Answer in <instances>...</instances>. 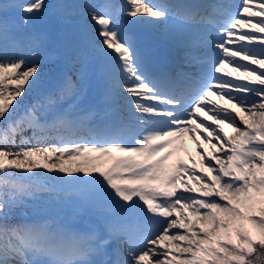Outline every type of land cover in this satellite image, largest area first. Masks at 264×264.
<instances>
[{"label":"snow or ice","instance_id":"6c2138e0","mask_svg":"<svg viewBox=\"0 0 264 264\" xmlns=\"http://www.w3.org/2000/svg\"><path fill=\"white\" fill-rule=\"evenodd\" d=\"M49 7L0 0V264H264V0H240L235 11L89 5L79 27L104 84L99 101L88 98L87 60L48 86L42 65L57 59L54 38L17 36ZM174 27L196 31L178 45V66L164 67L137 30L167 37ZM226 65L240 75H217ZM186 135L199 174L193 156L192 167L181 158ZM50 182L87 193L70 221L26 203L39 198L31 185Z\"/></svg>","mask_w":264,"mask_h":264},{"label":"rangeland","instance_id":"374dc122","mask_svg":"<svg viewBox=\"0 0 264 264\" xmlns=\"http://www.w3.org/2000/svg\"><path fill=\"white\" fill-rule=\"evenodd\" d=\"M92 5L95 3L98 5L100 0H88ZM98 1V2H97ZM48 5L50 6L51 10L49 14H44L38 21L33 22L30 24L28 28L22 27L20 28V35L27 36L25 31H31L32 33L36 32H49L54 29L53 24L51 21L57 23V29L55 35L52 36L57 44V49L63 57L62 60H55L47 64V66L42 65L43 71L45 73L44 79L48 86H52L54 81L57 79V74L65 67L75 66L76 68L80 67V63L77 62V57L79 56L81 60H89L92 57L91 54L87 52H91L90 48L87 45L88 37L86 34L82 33L79 27V22L83 19L84 15L80 12V8L74 10L77 6H71L70 0H47ZM59 5L60 7H53ZM52 13H55L54 15ZM70 15L67 17L66 15ZM15 18V17H14ZM68 23L73 26L76 32H78L77 36H73L74 32L68 27ZM52 35V34H51ZM260 35V34H257ZM18 36V35H17ZM71 40L75 41L78 40V43H82L81 45L83 48H78ZM242 43H247L243 41ZM14 58V57H13ZM242 63H247L246 61H242ZM232 68L231 66H228ZM254 67V66H252ZM223 72L232 73L231 79H235L237 76L240 75L239 72L231 71V69L225 70ZM240 83H247L246 79H241ZM37 96V90L33 89L30 92H26L25 96L20 98L24 103H31ZM216 98V97H215ZM226 107H231L230 105H225ZM238 120V118H237ZM242 127V125H241ZM226 130H230V128L225 127ZM211 139V137H209ZM201 141V139H198ZM215 142V141H213ZM207 145V144H206ZM210 148V147H208ZM197 149L194 151L196 154L197 165L195 166L198 174L200 172V165H199V156L197 155ZM222 154V153H221ZM219 155V153H218ZM214 163V162H213ZM68 165H65L67 167ZM106 166V164L104 165ZM40 171H44L41 169ZM47 175V173H45ZM64 175V174H59ZM190 186H192L193 182H189ZM77 186L74 185H66L61 184L59 182H50L48 183V190L47 191H38L37 186L35 184L29 187V191L36 193L39 197L36 200L27 199L26 203L38 207L45 213L48 217L58 221H70L74 217V213L68 211V207L71 205L81 206L85 202V198L87 196L86 192L80 191L81 193H76L74 188ZM56 209V210H54ZM61 211V212H60ZM203 211V210H202ZM55 212L53 215L51 213ZM20 217L18 216L16 220L18 221ZM15 222V221H14Z\"/></svg>","mask_w":264,"mask_h":264},{"label":"bare ground","instance_id":"6f19581e","mask_svg":"<svg viewBox=\"0 0 264 264\" xmlns=\"http://www.w3.org/2000/svg\"><path fill=\"white\" fill-rule=\"evenodd\" d=\"M4 2L6 3V4H11V2H12V0H4ZM71 6H74V5H76L77 7L74 9V10H76V9H81V12L80 13H83V15L85 16L86 15V9L88 8V6L90 5V3L88 2V1H86V0H70V3H69ZM14 17H12V16H10L9 17V23L11 24V22L13 21V20H15L17 23H19V14H15V15H13ZM67 17H70V15H66ZM22 27V26H21ZM20 27V28H21ZM68 27H69V29H71L72 30V32H74V34H72L73 36H77L78 35V32H76L75 31V29L73 28V26L72 25H70V23H68ZM246 30V29H245ZM27 34L26 35H30V34H32V32L31 31H25ZM147 33V32H146ZM193 33H195V31H192V32H190V33H183L182 31H180V30H178V29H176L175 27L169 32V35L167 36V37H164V36H160L159 34H155V35H153V34H150V33H147V36L148 37H151V38H155L157 41H159V43L160 44H162V45H164V44H168V45H171L172 47H174L175 48V50L178 52V57H179V60H180V55H181V53H183V51H182V49H181V47H179L178 45L180 44V42L182 41V40H184V39H186V38H188V36L189 35H192ZM17 35L18 36H21L20 35V33L18 32L17 33ZM229 47H231V45L229 46ZM10 58H13V57H10ZM15 58V57H14ZM13 58V59H14ZM237 59H239V58H237ZM227 69H231V71L233 72V69L232 68H230V67H228L227 65L225 66ZM255 67V66H254ZM224 70H225V68H224ZM223 73L224 72H222V73H220V74H217V75H221V76H223ZM227 73H229V72H227ZM95 75L97 76V78H96V83H101V80H99V77H98V73H97V71L95 72ZM231 76H232V73H231ZM231 76L230 77H224V78H227V79H231ZM232 78H233V76H232ZM239 82V81H238ZM55 83H56V80L54 81V83H53V87L55 86ZM103 84V83H102ZM95 89H96V87H95ZM211 99L212 100H214L217 104H224V102L223 101H220V100H215V99H213L212 97H211ZM236 111H238V109L236 110ZM241 116L242 115H244L243 113H241L240 114ZM201 117H203V113L201 114ZM238 122H239V117H238ZM210 123V122H209ZM224 131L225 132H227V133H229V134H232V130L230 129V130H226V128H224ZM200 132H201V130H197V133H196V138H198V139H200ZM185 141L187 142L186 143V149H185V151L184 152H182L180 155H181V158L184 160V162H185V164H187L189 167H192V165H191V161L188 159V155L190 154L191 156H193L195 159H196V154L194 153V151L196 150V145H195V143H193L190 139H188V137H187V135L185 136ZM208 147H210V145H206V144H204V149L203 150H205V151H211V148H208ZM217 155H218V153H217ZM219 155H222L221 153H219ZM81 162H83V161H77V162H74V163H81ZM106 164V166H108V164L107 163H105ZM74 188V187H73ZM74 191L76 192V193H81L80 191H83L84 192V190L81 188V187H79V186H77L76 188H74Z\"/></svg>","mask_w":264,"mask_h":264}]
</instances>
